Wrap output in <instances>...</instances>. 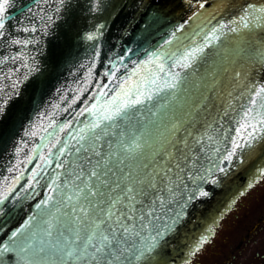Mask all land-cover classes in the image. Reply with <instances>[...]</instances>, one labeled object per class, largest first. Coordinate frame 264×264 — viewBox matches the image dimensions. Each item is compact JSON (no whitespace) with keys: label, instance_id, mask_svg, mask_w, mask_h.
I'll return each instance as SVG.
<instances>
[{"label":"snow or ice","instance_id":"6c2138e0","mask_svg":"<svg viewBox=\"0 0 264 264\" xmlns=\"http://www.w3.org/2000/svg\"><path fill=\"white\" fill-rule=\"evenodd\" d=\"M7 4L8 0H0V28L5 24ZM139 6L153 9L146 20L147 34L153 24L164 20L163 10L151 4ZM91 7L100 10L99 0H93ZM103 7L110 15L119 14L117 3ZM105 23H96L94 30L85 34L87 38L101 37ZM186 23L174 25L167 38L124 76L119 77L117 69L127 53L108 62L107 79L119 77L118 87L103 104L99 102L104 99L106 86L99 88L101 95L85 109L92 112L93 120L77 132V147L71 149L65 143L58 149L57 168L63 171L51 172L45 198L27 219L0 238V264H147L146 258L187 217L190 204L209 195L205 180L218 183L219 174L226 171L223 161H242L239 149L254 147L257 139H264V83L247 85L243 68L237 70L240 60L252 49L258 48L257 55L264 60V37L247 31L264 24V3H246L240 15L230 20L201 22L202 27L197 24L193 30L178 33ZM229 33L236 34L232 43L220 40ZM210 45H215V50L209 56ZM95 54H100L99 45ZM205 57H209L205 66L197 71V61ZM193 71L197 72L196 86L203 87L204 92L197 102L188 103L181 85ZM225 76L234 81L229 97L239 87L251 97L237 116L235 135L226 150L220 145L228 129L219 128L216 121L226 124L227 111L235 112L231 98L212 123L206 122L197 130L199 110L208 103L207 93ZM20 83L17 79L12 84L13 95H19L16 85ZM154 97L158 103L153 102ZM8 102V98L0 97V114ZM146 103L145 115L142 109ZM220 131L225 135L220 136ZM52 151L49 144L47 154L40 152L24 188L38 183L36 173L48 171L44 166L53 162ZM65 151L71 156L59 162ZM16 152H20L19 147ZM27 160L31 155L25 157ZM17 163L27 166L20 160ZM13 171L11 182L5 178L0 184L2 222L10 221L14 214L7 206L8 199L15 203L22 195L16 191L9 196L21 177L18 170ZM259 171L264 172V167ZM207 239V233L200 235L195 247Z\"/></svg>","mask_w":264,"mask_h":264},{"label":"water","instance_id":"95a60500","mask_svg":"<svg viewBox=\"0 0 264 264\" xmlns=\"http://www.w3.org/2000/svg\"><path fill=\"white\" fill-rule=\"evenodd\" d=\"M92 2L8 0L4 12L5 24L0 28L4 32L0 35V97L9 100L6 111L0 114V184L5 178L11 182L15 174L13 169H16L21 173L20 183L9 196H14L16 191L22 195L16 198L15 203L8 199L7 206L13 209L14 214L8 222H2L0 216V238L6 235L7 230L18 227L27 219L45 198L46 192L50 191L47 180L51 172L63 171L57 168L58 149L65 143L71 149L77 147L74 142L78 138L77 132H82V126L93 120L92 112L85 109L101 95L99 88L106 86L104 99L99 102L103 104L118 87L119 77L144 60L153 46H158L162 39L167 38L174 25L187 21L184 29H178L179 33L193 30L197 24L202 27L201 22L215 24L220 20H230L240 15L246 3H264V0H203V7L201 0H99L101 9L98 11L92 10ZM111 3H117L118 15H110L103 7ZM141 4L162 8L164 14V20L153 24L147 34L146 20L153 9L140 7ZM221 4L224 7H218ZM193 13L196 15L193 16ZM101 21H106L103 35L95 40L87 38L85 34L94 30V25ZM247 31L252 36L264 37V24ZM234 35L226 34L220 40L230 44ZM97 45L100 46L99 56L95 54ZM214 50L215 45H210L209 56ZM257 52L258 48L252 49L249 56L237 65V70L243 68L247 85L264 83V60ZM125 53L127 56L122 66L117 69L119 77L108 80L105 71L111 67L108 62L116 61L117 56ZM208 58L197 61V71L205 66ZM196 75V71L190 72L181 85V94L187 96L188 103L197 102L204 92L203 87L195 84ZM17 79L21 80L16 85L18 96L12 94V84ZM163 79L162 76L161 81ZM232 83L234 81L225 76L220 85L207 93L208 103L198 113L197 130L206 122L212 123L216 114L222 112L223 106L232 99L231 108L235 112L227 111L226 124L220 125L216 121L219 128L228 129L227 137L220 145L225 150L231 144V136L235 135L237 116L251 99L243 87L236 88L229 97L227 93ZM153 102L159 101L154 97ZM142 110L146 115L147 103ZM66 121L70 123L61 129L60 125ZM70 135L72 139H69ZM219 135L225 134L220 131ZM49 144L53 145L50 153L53 162L44 166L48 171L36 173L38 183L24 188L27 174L35 166V161L40 159V152L48 153ZM33 145L36 147L33 148ZM211 146L215 147L214 144ZM17 147L20 148L19 153L16 152ZM239 153L244 156L242 161L238 158L230 163L223 161L226 171L219 174L218 183L205 180L204 186L208 188L209 195L190 204L187 217L146 258L147 264H179L199 241V236L208 234L210 226L216 223L264 166V139H257L254 147L239 149ZM29 155L31 160L25 161ZM64 156H71V153L65 151L60 155L59 162H63ZM17 160L27 166L18 164Z\"/></svg>","mask_w":264,"mask_h":264},{"label":"flooded vegetation","instance_id":"af4514ba","mask_svg":"<svg viewBox=\"0 0 264 264\" xmlns=\"http://www.w3.org/2000/svg\"><path fill=\"white\" fill-rule=\"evenodd\" d=\"M209 229L208 239L179 264H264V172L258 171Z\"/></svg>","mask_w":264,"mask_h":264}]
</instances>
